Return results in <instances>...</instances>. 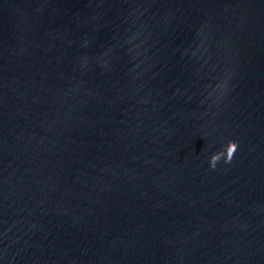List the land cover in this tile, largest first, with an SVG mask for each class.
I'll use <instances>...</instances> for the list:
<instances>
[{"label": "water", "instance_id": "obj_1", "mask_svg": "<svg viewBox=\"0 0 264 264\" xmlns=\"http://www.w3.org/2000/svg\"><path fill=\"white\" fill-rule=\"evenodd\" d=\"M0 264H264V0H0Z\"/></svg>", "mask_w": 264, "mask_h": 264}]
</instances>
